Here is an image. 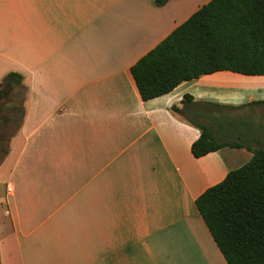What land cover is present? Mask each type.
I'll return each instance as SVG.
<instances>
[{
  "label": "crops",
  "instance_id": "crops-1",
  "mask_svg": "<svg viewBox=\"0 0 264 264\" xmlns=\"http://www.w3.org/2000/svg\"><path fill=\"white\" fill-rule=\"evenodd\" d=\"M210 1H0V81L27 89L0 264H227L196 200L252 153L196 158L207 124L192 116L264 103V76L216 72L144 101L131 72Z\"/></svg>",
  "mask_w": 264,
  "mask_h": 264
},
{
  "label": "trees",
  "instance_id": "trees-1",
  "mask_svg": "<svg viewBox=\"0 0 264 264\" xmlns=\"http://www.w3.org/2000/svg\"><path fill=\"white\" fill-rule=\"evenodd\" d=\"M169 1L154 0L157 6ZM221 71L264 76V0H211L131 68L144 101ZM22 81L18 73L7 74L0 81V101ZM198 127L201 136L192 145L196 158L244 147ZM247 149L251 159L196 200L227 264H264V148Z\"/></svg>",
  "mask_w": 264,
  "mask_h": 264
},
{
  "label": "rangeland",
  "instance_id": "rangeland-1",
  "mask_svg": "<svg viewBox=\"0 0 264 264\" xmlns=\"http://www.w3.org/2000/svg\"><path fill=\"white\" fill-rule=\"evenodd\" d=\"M22 86L23 82L20 85L14 84L12 92L0 101V186L5 183L21 146V140L17 135L25 116L27 100V89ZM252 99L255 98L248 100L247 106L223 109V114L231 115L220 116L215 124L193 116L192 118L206 123L212 133L219 136V141L242 143L252 150L264 148V103L252 104ZM249 157V154L244 152L237 166L248 161ZM2 216L3 211L0 210V218Z\"/></svg>",
  "mask_w": 264,
  "mask_h": 264
},
{
  "label": "built area",
  "instance_id": "built-area-1",
  "mask_svg": "<svg viewBox=\"0 0 264 264\" xmlns=\"http://www.w3.org/2000/svg\"><path fill=\"white\" fill-rule=\"evenodd\" d=\"M0 1H1V0H0ZM11 190H12L11 187H9V186L6 187V193H10Z\"/></svg>",
  "mask_w": 264,
  "mask_h": 264
}]
</instances>
